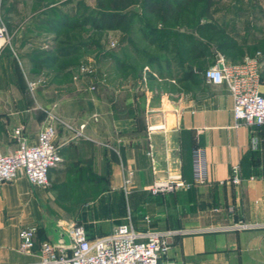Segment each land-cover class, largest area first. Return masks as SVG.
<instances>
[{
    "label": "crops",
    "instance_id": "crops-1",
    "mask_svg": "<svg viewBox=\"0 0 264 264\" xmlns=\"http://www.w3.org/2000/svg\"><path fill=\"white\" fill-rule=\"evenodd\" d=\"M143 1L132 5L138 18L129 35L126 30L108 31L117 37L112 40L116 46L106 56L104 71L92 81L97 89L85 97L89 112L82 111L83 94L68 74L70 66H58V72L44 80L46 88L36 101L67 125L57 126L63 160L50 169L48 187L33 185L23 170L13 181L0 184V264H38L39 242L56 239L57 225L67 231L71 224H81L94 239L128 221L137 231L165 234L170 245L163 256L167 263L264 264V125H236L227 84H212L204 77V70L220 59L234 64L253 53L261 55L264 77V0H222L218 12L202 21L218 23L224 37L221 32L212 41L203 37L201 48L187 52L185 59L179 58L171 39L177 32L192 31L167 25L158 13L147 11ZM85 3L95 7L97 0ZM0 5L10 11L16 7L12 16L23 23L10 37L29 40L40 34L55 38L54 23L70 11L63 0H0ZM148 21L155 29H168V48L138 46L137 41L131 51L126 45L130 38L147 43L143 28ZM6 49H0L2 74L8 68ZM11 49L15 51L13 45ZM147 50L167 55L158 62L166 74L140 61L138 55ZM204 51L208 55L194 56ZM130 54L135 56L131 59ZM2 82L0 150L9 153L18 147V128L29 144L36 143L47 116L28 95L16 92L14 84ZM260 91L264 94V82ZM196 148L206 151L208 182L174 192L149 190L171 176L192 181ZM234 165L241 169L240 184L229 181ZM129 171L133 175L125 188ZM240 220L255 227L230 228ZM31 225L38 226L37 247L22 251L20 231Z\"/></svg>",
    "mask_w": 264,
    "mask_h": 264
},
{
    "label": "built area",
    "instance_id": "built-area-1",
    "mask_svg": "<svg viewBox=\"0 0 264 264\" xmlns=\"http://www.w3.org/2000/svg\"><path fill=\"white\" fill-rule=\"evenodd\" d=\"M10 43V35L3 10L0 5V49ZM116 42H111V47ZM93 63H81L77 67L74 79L82 75H95ZM205 79L212 84H227L234 98L233 113L236 125L245 123L249 126L264 125V94L260 91L263 83L260 53L257 56L245 58L234 64H225L220 59L217 64L209 66L204 71ZM36 84V82H32ZM95 83L87 86V90H96ZM55 121L44 125L38 133L37 142L29 144L27 138L18 128V147L9 153L0 150V184L13 181L23 170L29 181L39 187L50 184V169L56 167L63 157L56 143L57 121L63 122L55 113H49ZM98 119V115L93 116ZM86 124L81 125V129ZM255 146L258 139H254ZM125 178L124 187L131 183L132 171ZM239 165L232 167L229 181L233 184L242 182ZM209 181L206 151L196 148L193 155L192 181H186L180 176H171L166 181H156L149 190L153 194L174 192L190 188L194 184ZM255 225L240 220L231 229H248ZM71 238L70 245H62L50 240L39 242L41 259L38 264H177L167 263L163 256L170 249L165 234L159 231H137L131 221L116 226L110 233L91 239L83 225L73 223L67 228ZM38 226L31 225L20 231V249L33 251L37 247Z\"/></svg>",
    "mask_w": 264,
    "mask_h": 264
},
{
    "label": "rangeland",
    "instance_id": "rangeland-1",
    "mask_svg": "<svg viewBox=\"0 0 264 264\" xmlns=\"http://www.w3.org/2000/svg\"><path fill=\"white\" fill-rule=\"evenodd\" d=\"M78 0H63V3L66 5V11L73 10L78 5ZM195 6H194V13L195 15L204 13H217L219 5L217 7H208L206 10L205 3L201 2V0H194ZM96 7V6H95ZM94 7V8H95ZM3 8V14L4 18L6 20L9 35L11 36L12 30H18L22 29L23 23L18 21V18L15 17L16 20H14L12 14H15L13 10H16V7L12 8V11L6 7ZM228 9V8H227ZM246 7L242 9V11H245ZM75 12V10L73 11ZM243 13V12H241ZM18 15V14H16ZM204 19V18H203ZM42 24V23H40ZM57 24L54 23V27ZM137 28V21L133 22L130 29ZM42 29V28H41ZM134 35V34H133ZM195 39H197V43L195 42V45L198 44V42H201V36L197 35L196 33L193 34ZM133 37V36H132ZM117 37H113L109 32L107 31H96L90 26H78V27H69L66 28L62 34H56L55 38H49L44 37L42 34L37 36L34 39H26V38H11L10 37V43H7V49L8 50V68L3 70V74L0 71V82H11L14 84V89L16 92L24 93L32 99L34 106H37V110L40 111L39 113H45L44 108L39 104L37 99L39 100V96L42 93V90H44L46 87H44V80L48 78V76H51L55 74V71L58 72L57 69L58 66L64 67V65L70 66V70L68 74H70L72 80H74V71H77V67L81 63H93L97 69L96 73L104 71L105 65H106V56L107 54L113 50L111 49V42L112 40H116ZM142 39L137 38H130L129 43H126V45L130 46L131 51L135 48V43L140 42L138 46L140 45H148V43H145L144 41H141ZM189 40V39H188ZM193 40V39H190ZM189 40V41H190ZM212 41V38L210 39ZM235 39H232V41ZM133 41V42H132ZM183 41V40H182ZM186 41V40H185ZM17 43V45L15 44ZM29 46H28V45ZM13 45L15 48V51L11 49V46ZM157 45L160 47L163 45V40H159V43ZM5 46V45H4ZM3 46V47H4ZM73 48V51H78L76 54L69 56V57H62L56 64L53 66L45 65L42 62V58L40 57V52L42 53L44 50H54L57 51L58 49L62 47H69ZM146 46V47H147ZM2 47V48H3ZM235 50V49H234ZM152 51V50H151ZM234 55H239L236 51L233 53ZM153 55H161L159 51H154ZM153 55H138L140 61H144L145 65L148 66L149 69L155 70L158 74L163 73L164 70L158 69V60L150 61L149 56ZM257 53H253L251 56H257ZM135 54H130L129 57L132 59ZM261 56V55H260ZM155 59V58H154ZM141 63V62H140ZM54 68V71L51 72L50 70ZM201 72V71H200ZM53 73V74H52ZM96 75H82L80 78L76 79L78 85H80L81 89L80 92L83 94L82 98V111L88 110V106L86 104L85 97H88L89 91L86 89L87 86L91 84L92 81H95ZM98 76V75H97ZM36 79H39L40 82H36V84H32V82L35 83ZM3 83V82H2ZM94 83V82H92ZM54 93V92H53ZM52 93V94H53ZM50 93L47 92L46 95H49ZM42 95V94H41ZM89 112V110H88ZM47 117L46 123H50L55 121L53 120L48 114L45 113ZM60 124H63V126L66 123H62L57 121V126Z\"/></svg>",
    "mask_w": 264,
    "mask_h": 264
},
{
    "label": "trees",
    "instance_id": "trees-1",
    "mask_svg": "<svg viewBox=\"0 0 264 264\" xmlns=\"http://www.w3.org/2000/svg\"><path fill=\"white\" fill-rule=\"evenodd\" d=\"M3 3L5 0H2ZM140 0H97L96 7H89L85 0H81L78 2V5L75 9H71L70 11L64 13L58 22H56V26L54 29L58 34H62V32L69 27H78V26H90L96 31H110V30H126L127 35L131 32V25L133 22L137 21L138 12L132 6L133 4H138ZM194 0H153L143 1L145 4L146 10L150 12L158 13V16L165 20L167 25L171 26H185L192 32L189 33H179L177 32V38L171 39L172 43L176 42L178 51L177 55L179 58L185 59V56L189 55L187 52L201 48L203 45L202 38L205 37L207 39H216L221 36L224 37L223 29L219 30L218 23L214 22H203V18L208 16H213V13H204L195 15ZM205 3L206 10L208 7H217L222 0H201V2ZM202 2V3H203ZM133 8H132V7ZM75 10V12H73ZM172 18L171 21L168 22L169 18ZM144 38L147 41L149 46H154L159 43V40H163V45L159 48L164 49L168 48L170 44L169 32L168 29L158 30L153 27V23L148 21L146 26H144ZM197 34L201 36V42L197 43V39H195L193 34ZM219 35V36H218ZM193 39V40H189ZM183 40V41H182ZM186 40V41H185ZM62 47L57 51L54 50H44L42 53L40 52V57L42 58V62L48 67L56 64L62 57H69L76 54V51H73V48ZM149 48V47H147ZM264 50V49H263ZM160 53V52H159ZM111 54L110 52L107 54ZM153 55L150 51H146L144 55ZM161 55L149 56L150 61L158 60L164 61L166 54L160 53ZM208 53L198 52L194 54L195 57H202ZM155 58V59H154ZM167 61V59H166ZM206 70V69H205ZM204 70V71H205ZM193 71H190V73ZM189 73V74H190ZM189 74L185 75L188 76ZM264 82V77L262 78Z\"/></svg>",
    "mask_w": 264,
    "mask_h": 264
},
{
    "label": "water",
    "instance_id": "water-1",
    "mask_svg": "<svg viewBox=\"0 0 264 264\" xmlns=\"http://www.w3.org/2000/svg\"><path fill=\"white\" fill-rule=\"evenodd\" d=\"M54 232H57V237L56 239L52 240L53 242H56L58 244L62 245H70L71 244V238L70 235L67 231L62 229L60 226H55Z\"/></svg>",
    "mask_w": 264,
    "mask_h": 264
}]
</instances>
